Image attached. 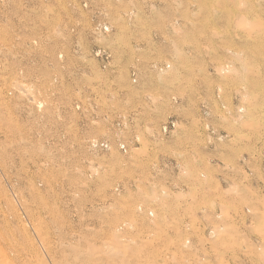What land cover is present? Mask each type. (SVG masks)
Returning a JSON list of instances; mask_svg holds the SVG:
<instances>
[{"label":"rangeland","instance_id":"rangeland-1","mask_svg":"<svg viewBox=\"0 0 264 264\" xmlns=\"http://www.w3.org/2000/svg\"><path fill=\"white\" fill-rule=\"evenodd\" d=\"M263 230L264 0H0L2 264H264Z\"/></svg>","mask_w":264,"mask_h":264},{"label":"bare ground","instance_id":"bare-ground-1","mask_svg":"<svg viewBox=\"0 0 264 264\" xmlns=\"http://www.w3.org/2000/svg\"><path fill=\"white\" fill-rule=\"evenodd\" d=\"M96 28V27H95ZM108 30V29H107ZM94 32V31H93ZM100 32V31H99ZM107 32H109V31H107ZM38 43V42H37ZM99 46V45H98ZM100 47V46H99ZM109 50V49H108ZM101 54V53H100ZM111 55V54H110ZM97 57V56H96ZM19 82V81H18ZM17 82V83H18ZM22 84V83H21ZM24 84V83H23ZM17 87H18V85H17ZM26 87V86H25ZM15 88V87H14ZM13 92V91H12ZM20 92V91H19ZM79 108V107H78ZM166 130V129H165ZM95 145V144H94ZM97 145V144H96ZM223 228V227H222ZM257 229V228H256ZM261 229V228H260ZM224 230V229H223ZM259 230V229H258ZM257 230V231H258ZM215 231V230H214ZM217 231H218V229H217ZM264 231V230H263ZM225 232V231H224ZM259 232V231H258ZM260 233V232H259ZM223 234V233H222ZM261 234V233H260ZM263 234V233H262ZM215 235V234H214ZM2 257V256H1ZM4 259V258H3ZM49 259V258H48ZM5 260V259H4ZM0 261H1V259H0ZM6 261V260H5ZM7 263H8V261H6ZM10 263V262H9ZM0 264H2L1 262H0ZM51 264V263H50Z\"/></svg>","mask_w":264,"mask_h":264}]
</instances>
